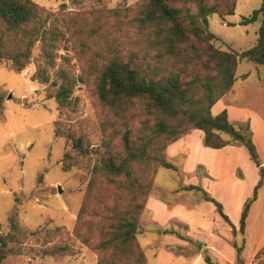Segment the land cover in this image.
Returning <instances> with one entry per match:
<instances>
[{
  "label": "trees",
  "instance_id": "trees-1",
  "mask_svg": "<svg viewBox=\"0 0 264 264\" xmlns=\"http://www.w3.org/2000/svg\"><path fill=\"white\" fill-rule=\"evenodd\" d=\"M64 6L50 10L33 0H0V61H9L20 72L31 63L38 43L40 55L33 79L48 83V97L62 107L72 104L79 80L60 62L68 61L61 53L68 50L63 45L84 46L80 19L63 14ZM235 6L236 0H141L134 11L143 42L141 55L138 50L117 49L103 55L94 68L97 98L113 117L111 138L118 139L116 143L105 141L103 151L96 152L72 234L97 253L96 264H149L137 238L139 219L158 168L177 170L166 159L167 147L193 129L201 130L204 144L213 149L244 145L258 169V181L240 213L239 232H244L250 206L264 180V165L251 135L235 126L225 109L213 115L211 108L231 90L241 59L264 66V0L241 21L246 25L259 20L260 25L256 43L240 53L215 47L217 36L209 31L211 15H233ZM55 134L61 135L58 122ZM66 138L79 157L93 154L82 136L69 132ZM70 160L64 161V170L71 167ZM110 189L106 197L104 191ZM203 198L213 202L235 235L236 227L223 206L206 193ZM8 222L9 231L0 234V264L10 255L21 256L28 250L42 257L74 252L64 237V227L26 231L19 225L16 210ZM33 237L43 239L41 245L30 246ZM196 245L207 264H219L203 244Z\"/></svg>",
  "mask_w": 264,
  "mask_h": 264
},
{
  "label": "rangeland",
  "instance_id": "rangeland-1",
  "mask_svg": "<svg viewBox=\"0 0 264 264\" xmlns=\"http://www.w3.org/2000/svg\"><path fill=\"white\" fill-rule=\"evenodd\" d=\"M33 1L50 10L59 9L64 4L63 14L80 19L84 46L78 43L63 45L68 50L61 53L68 56V61L58 60L79 79L73 90L72 104L65 107L60 106L53 97H48L51 91L48 83L33 79L40 55L38 43L33 47L31 63L20 72H16L9 61H0V234L9 231L8 218L16 210L19 225L26 231L64 227L69 233L67 236L65 231L64 237H68L74 252L66 256L42 257L28 250L27 254L21 256H8L1 264H96L97 253L72 234L91 169L97 159L96 152L103 151L100 148L105 141L116 143L118 139L111 138L113 117L97 98L93 82L94 68L99 67L103 55L116 53L117 49L123 52L140 51L143 42L138 34L134 11L141 0ZM260 4L261 0H236L233 15H211L209 31L217 36L214 46L238 53L252 47L257 40L260 21L246 25L241 21ZM191 10L195 12L194 7ZM222 98L231 104L233 124L242 128L248 136L251 135L257 153L264 161V125L259 118V114L264 115V66L241 59L236 69L235 83ZM222 106L219 103L213 112L216 113L218 107ZM57 122L61 131L58 136L55 134ZM69 132L82 136L94 149L93 154L79 157L66 138ZM194 139L196 134L187 140L191 142ZM196 143L191 155L194 159L187 166L195 159L203 158L206 163H197L192 172L187 168L181 169V166H176L177 170L160 166L149 197L170 203L175 195L173 191L166 190L168 187L181 188L184 179H195L200 189L189 192L198 195L197 198L209 193L217 200L216 197L227 200L228 210L236 223L235 236L242 254L245 243L253 241L258 223L257 216H252L249 227L246 222L244 232L240 233L236 204L239 196L248 192L254 180L256 185L258 169L242 144L236 146H242L243 151L209 154L199 151ZM200 143L208 147L203 137ZM65 160L73 161L68 170L63 169ZM174 164H181V158L176 157ZM215 175L219 177L218 181L213 180ZM202 179L210 180L202 183ZM260 191H264V180L258 193ZM108 192L111 193V189L104 191L106 197ZM194 200L195 196L191 201ZM207 202L214 206L213 202ZM203 209L210 212L208 206ZM149 223L145 206L139 219L137 238L142 249L145 248L148 263L154 264L155 242L161 233L155 234ZM178 228L182 230L180 225ZM42 240L33 237L29 245L37 247ZM148 243L150 245L146 246ZM256 256H264V245Z\"/></svg>",
  "mask_w": 264,
  "mask_h": 264
},
{
  "label": "crops",
  "instance_id": "crops-1",
  "mask_svg": "<svg viewBox=\"0 0 264 264\" xmlns=\"http://www.w3.org/2000/svg\"><path fill=\"white\" fill-rule=\"evenodd\" d=\"M219 103H222L223 106L218 107L217 112L214 113L213 110L217 108ZM230 108L231 104L227 103L225 98H222L212 106L211 113L216 115L225 109L228 113L229 120L233 123L234 119L230 112ZM259 115L264 125V115L262 113ZM193 134H196V139L189 142L187 139H190ZM202 135L203 132L201 130L198 131L197 129H193L181 139L169 145L166 149L167 160L174 164V159L180 157L181 164L174 165L178 167L181 166V169L187 168L189 172H192L195 166H197V163H206L203 158L201 160L195 159L190 166L188 165L189 168L187 166V163H189L191 159H194L191 155L194 149L193 144L196 142L199 143H196L199 151L203 150L209 152V154L224 152L227 154L234 151H243L242 146L236 145H228L221 149H207L208 147H203L200 143L202 141ZM253 135L254 137L256 136L255 132H253ZM262 163L264 165L263 160ZM235 167H237V165H235ZM215 176L213 180L218 181L219 177L217 175ZM207 180L210 179H202V183ZM189 185L197 186L198 184H196L195 179L189 178V180H187L186 178L181 188L168 187L166 190L173 191L175 195L173 201L170 203L153 196L149 197L146 202V216L150 221L149 226L153 228L155 234L161 233L160 238L157 237L158 240L154 239L157 240L155 242L157 248L154 255V264H207L203 259V251L197 247L196 242L203 244V248L206 249L211 258L219 264H264V256H256L264 245V191L263 193L260 191L257 194L256 200L250 206L246 220L247 226L249 227V220L251 217L257 216L258 225L256 232H254L255 237L253 241L245 243L242 254H240L241 249L237 243L236 234L234 235L232 233L231 226L220 216L211 203L209 205L208 202L204 200L203 196L202 198H197L198 195L189 192L196 191V189H184V187ZM254 186L255 180L251 183L248 192H245L238 198L239 200L236 204V217H238V219H240L242 205L246 198L251 196ZM208 195L212 197L211 194L208 193ZM194 196L196 200L192 202L191 199L194 198ZM216 198H218L219 201L214 199L223 206L224 213L236 227L232 214H230L228 210L227 200H224L222 197ZM206 206H208L210 210L209 213L207 212L208 210L203 209ZM222 221L225 223L223 224ZM178 225L181 226L182 230L178 228ZM166 229L171 232L164 233L163 231ZM176 233L185 238L182 239L178 237ZM149 243L146 244V246H149ZM235 246L237 250L240 249L239 252L236 250Z\"/></svg>",
  "mask_w": 264,
  "mask_h": 264
},
{
  "label": "water",
  "instance_id": "water-1",
  "mask_svg": "<svg viewBox=\"0 0 264 264\" xmlns=\"http://www.w3.org/2000/svg\"><path fill=\"white\" fill-rule=\"evenodd\" d=\"M11 95H9L8 97L10 98ZM59 191H61V189L59 188Z\"/></svg>",
  "mask_w": 264,
  "mask_h": 264
}]
</instances>
